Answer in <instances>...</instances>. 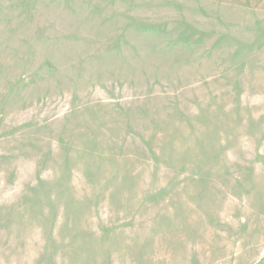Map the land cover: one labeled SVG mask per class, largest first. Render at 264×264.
I'll use <instances>...</instances> for the list:
<instances>
[{"label":"rangeland","instance_id":"374dc122","mask_svg":"<svg viewBox=\"0 0 264 264\" xmlns=\"http://www.w3.org/2000/svg\"><path fill=\"white\" fill-rule=\"evenodd\" d=\"M0 264H264V0H0Z\"/></svg>","mask_w":264,"mask_h":264}]
</instances>
